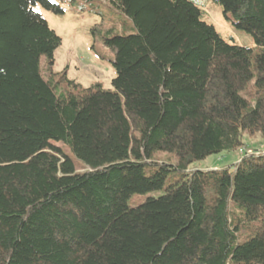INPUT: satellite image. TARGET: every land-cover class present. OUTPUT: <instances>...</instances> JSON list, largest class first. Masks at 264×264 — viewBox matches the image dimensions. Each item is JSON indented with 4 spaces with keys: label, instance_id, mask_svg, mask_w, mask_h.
Masks as SVG:
<instances>
[{
    "label": "trees",
    "instance_id": "1",
    "mask_svg": "<svg viewBox=\"0 0 264 264\" xmlns=\"http://www.w3.org/2000/svg\"><path fill=\"white\" fill-rule=\"evenodd\" d=\"M213 1L255 49L192 0H104L132 31L102 34L105 89L52 72L61 38L33 7L60 6L0 0V264H264V149L189 170L264 140V0Z\"/></svg>",
    "mask_w": 264,
    "mask_h": 264
},
{
    "label": "rangeland",
    "instance_id": "2",
    "mask_svg": "<svg viewBox=\"0 0 264 264\" xmlns=\"http://www.w3.org/2000/svg\"><path fill=\"white\" fill-rule=\"evenodd\" d=\"M63 9L62 14L36 5L33 9L38 12L48 23L49 27L61 38V45L54 52V64L52 72H66L69 79L74 80L80 87H87L93 83L102 85L105 89H112L111 81L116 76L112 65L113 51L106 48L102 42V34L111 26L118 33H131V29H125L120 25L106 23L101 15L116 18L119 16L108 8L104 0H48ZM200 5L204 11L205 20L213 24L222 39L228 43L242 47L254 48V40L251 34L237 29L230 20H227L220 5L213 0H192ZM98 12V13H96ZM255 49V48H254ZM40 69L46 78V59H40ZM243 145L235 152H221L210 155L207 158L196 161L189 166V170H210L224 167L232 168L245 153L253 150L264 149V140L259 134L244 135ZM71 156V154H69ZM156 158L162 162L175 164V158L158 154ZM158 194L136 195L129 201L130 205L143 203L148 196Z\"/></svg>",
    "mask_w": 264,
    "mask_h": 264
}]
</instances>
